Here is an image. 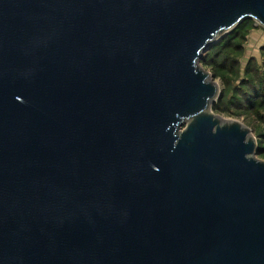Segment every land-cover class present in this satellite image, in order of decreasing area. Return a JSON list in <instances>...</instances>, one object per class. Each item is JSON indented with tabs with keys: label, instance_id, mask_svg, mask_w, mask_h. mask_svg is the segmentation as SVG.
Listing matches in <instances>:
<instances>
[{
	"label": "water",
	"instance_id": "1",
	"mask_svg": "<svg viewBox=\"0 0 264 264\" xmlns=\"http://www.w3.org/2000/svg\"><path fill=\"white\" fill-rule=\"evenodd\" d=\"M264 0H0V264H264V161L202 55Z\"/></svg>",
	"mask_w": 264,
	"mask_h": 264
},
{
	"label": "trees",
	"instance_id": "2",
	"mask_svg": "<svg viewBox=\"0 0 264 264\" xmlns=\"http://www.w3.org/2000/svg\"><path fill=\"white\" fill-rule=\"evenodd\" d=\"M263 28L246 19L212 45L200 58V65L222 81L223 88L211 109L219 115L250 119L256 137V155L264 160V57L261 63L246 61L243 56L250 29ZM264 54V46L261 47ZM253 131V130H252Z\"/></svg>",
	"mask_w": 264,
	"mask_h": 264
},
{
	"label": "rangeland",
	"instance_id": "3",
	"mask_svg": "<svg viewBox=\"0 0 264 264\" xmlns=\"http://www.w3.org/2000/svg\"><path fill=\"white\" fill-rule=\"evenodd\" d=\"M219 41H217V43ZM263 46H264V28L250 29L249 34L246 37V42L243 44V47H244L243 56L239 58L241 66H243L246 61H253V62L261 63L262 58L264 57V54L261 51V47H263ZM207 71L210 74H212L211 70L208 69ZM214 81L218 84V86L221 90L223 88L222 81L217 77H214ZM220 116L223 118H227V119L238 120V121L242 122L243 124H245L246 126H248L251 130H253L252 131L253 135L256 133L254 131L255 127H254V125L250 119H244L243 117H230L228 115H220ZM261 160H263V159H261Z\"/></svg>",
	"mask_w": 264,
	"mask_h": 264
}]
</instances>
